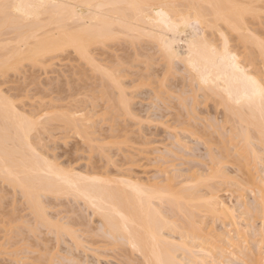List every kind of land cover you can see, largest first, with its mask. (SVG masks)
Segmentation results:
<instances>
[{"label": "rangeland", "instance_id": "rangeland-1", "mask_svg": "<svg viewBox=\"0 0 264 264\" xmlns=\"http://www.w3.org/2000/svg\"><path fill=\"white\" fill-rule=\"evenodd\" d=\"M257 4L261 7V12L259 8L254 7L257 8L255 10L258 11V15H255L258 19L254 20L256 18L254 15L252 18L253 11L251 9V14L247 12L249 15L245 16V20L246 23H249L248 26L253 33L255 32L254 35L256 34L264 42V2H257ZM76 7L78 11H82L81 6ZM194 24L191 25L193 28L195 27ZM221 25L223 26V24ZM223 27L221 29L227 33L231 49L238 51L239 55L241 53L240 57L245 55L243 57L246 59L243 57L241 59L248 63V67L253 68L251 70H263L262 57L258 55L259 53L256 55L257 46H252L250 41H245L240 31H230ZM5 28L3 27L6 33L1 30L0 37H10V40H6V42L7 44L10 42L9 47L14 46L16 44L14 38H17L18 31L13 30L18 29ZM207 30L205 32L208 38L210 40L214 38L213 42L220 44L222 39L219 31L217 29ZM120 31L116 29L115 32L118 35H114V38L113 36L108 37L109 40L103 38V41L97 42L95 46L90 44L92 46L90 47L91 50L88 47L90 50L88 53L91 52V55L88 54V59L92 58L95 61L92 59V62L87 61L85 56L80 55L73 47H67L68 49L60 50L58 55L53 58L45 57L43 58L44 61L41 59L40 62H37L38 64L35 63L36 65L32 63V60L26 58L27 60L17 62L18 66L16 67L18 69L14 67L3 75L0 72L2 93L14 98L13 100L10 97L20 111L29 114L34 113L32 115L36 116L38 114V117L59 110L68 114L80 111L87 117L85 127L88 134H77L73 126L67 130H62L58 126L62 123L53 124L52 127H46V129L50 128L48 130L44 128L43 131L39 128L43 132L40 130L33 131L31 138L33 144L39 141L35 144L39 153H44V156L54 159L61 167L63 165V168H74L73 171H82L81 173L85 174L94 172L93 174H99L106 178L110 176V178L113 176V178L121 176L127 178L129 176L128 178L131 177L134 180L137 178V181L141 180L142 183L148 182L147 184H149L151 182L152 184L153 182V185L158 187L165 186L166 172H176L181 175V178H184V181H189L192 176L186 178V175H190L192 171L200 174L199 177H204L210 173L212 167H220L222 177L221 180L217 178L214 182L213 191L217 190L215 193L220 195L219 199L225 205L234 208L236 227L230 225L229 218L212 220V217L208 216L206 219L209 222L206 220L207 225L205 224V227L209 228V223L210 225L213 224L211 226L215 229H213L214 233L216 236L219 234L217 238H213L214 242H212V238L209 240L208 236L205 237V234H202L199 239L195 240L197 242L195 245H197L194 249L197 248L195 249L197 259L189 255V257L186 256V259L182 250H178L179 257L184 258V264H257V261L261 260V263L264 264V211L261 210V204L263 205L261 199L263 198L261 193L259 194L260 188H258L264 185V151L259 152L261 158L258 159L257 163L250 164L249 167L244 166V160L239 159L238 153L234 149L237 140L240 139H236L237 134L235 133H238L241 127L239 124H234L235 119L237 123V118H234L235 116L227 109L225 111L223 105L220 106L219 95L210 90L208 91L209 94L206 91L209 95L207 96L204 93L207 88L204 90L198 85L196 76L194 77L197 80L191 76L194 72L192 71L190 75V72H187L190 69H184L185 65L182 61L176 59L167 62V56L164 57L165 53L163 54L156 36L150 35L152 33L149 36L146 35L149 33L147 30H145L147 33L144 35L138 31H132V33L130 31V34L129 31L123 30V32L121 29ZM169 35L172 36L171 33ZM178 35H182L180 36L182 39L185 33H178ZM4 41H2L3 44L6 43ZM182 43L180 40L177 46L185 45ZM180 47H178L179 50L185 48L184 46L183 48ZM253 51L252 57L255 60L250 58L251 54H248V52ZM89 56L91 57L89 58ZM258 57L259 59H257ZM250 59H253L254 62L251 63ZM169 62L172 63V67L167 66L170 64ZM104 68L107 69L106 72L109 69L108 73L118 80L116 78L115 82L109 80L104 75L105 71H102ZM263 72L260 73L264 74ZM260 73L259 76L263 78L264 82V76ZM117 81L122 83V86L124 85L126 98L131 101V103L129 102V110H126V106L128 108L129 105L127 99V105L123 109H120V104L116 100L118 93L120 96V93L125 96ZM104 82L110 84L108 91ZM117 84L120 92H118ZM111 98H115V100ZM182 98L186 99L183 100ZM116 107H119L120 113ZM47 115L50 116V114ZM79 115L74 116L77 118ZM232 124L235 125V128H239L238 131L233 128L234 125ZM233 131L234 133H232ZM85 136L89 137L88 140ZM38 138L39 140H37ZM257 143L253 146L256 147ZM259 146H257L258 149H260ZM226 150L227 153H225ZM105 153L109 154L106 155ZM262 174L263 177L260 176ZM0 179L2 180H0V264L145 263L141 253L132 250L127 242L123 243L124 241L121 240L123 244L127 243L128 245H123L121 241L112 242L111 236L105 233V229L103 230L105 234H101L103 232L101 229L105 228L101 223L103 218L100 219L101 215L98 216V213H92V207L86 206L87 203L84 204V200L80 197L77 199L71 194L62 193L63 195H60V193H56L57 195H54V193L42 192L43 196L40 199L42 204L44 202L47 219L51 217L50 222L43 221L45 223L43 225L41 220L36 219L39 223L35 221L34 217L36 216L32 215L35 214L32 212L33 208H28V201L25 204L26 198L24 199L20 193L22 192L21 189L18 191L17 186L7 184L8 181L7 183L3 182L1 177ZM202 181L204 180L194 183V185L198 184L195 185V189L199 190L198 194L201 191L202 194L209 192V185L207 184V186L206 182L203 183ZM256 181L259 186L256 185L255 187L258 189L254 190L252 185H255L253 183ZM191 184L193 185V183ZM163 203L161 207L164 213L167 211L168 213H166L171 219L175 217L177 220H182H179L180 222L186 223L183 216L181 217L179 214L175 216L176 213L170 209L166 201V205ZM52 219L69 228L70 232L66 228L68 231L66 234L71 235H65L64 230H59V233L57 229L54 232L53 226L51 227L53 224H49ZM236 228L243 229L239 235L234 234ZM71 229L75 233L71 232ZM165 232L180 241L177 232H174L175 234L169 233V230ZM232 234L235 238L231 236ZM73 235L74 238L78 239L77 242L81 240V245L80 242L78 243L79 246L77 243L75 244L77 239H72ZM198 241H201L200 244ZM209 245L210 247H207ZM208 249L209 251H207ZM77 259L80 260L79 263Z\"/></svg>", "mask_w": 264, "mask_h": 264}, {"label": "bare ground", "instance_id": "bare-ground-1", "mask_svg": "<svg viewBox=\"0 0 264 264\" xmlns=\"http://www.w3.org/2000/svg\"><path fill=\"white\" fill-rule=\"evenodd\" d=\"M257 2L263 3L264 0H0V4H19L25 6L22 7L19 12L10 10L7 14H5L4 9L0 8V36L2 33L1 30L4 31L3 27L5 28L6 26L7 28H17L18 30L15 29L13 31H18L17 35L19 36L18 37L16 33H14L18 39L14 38L16 44L10 47L8 46L10 42H8V44L6 42V40H10V37H3L7 36L3 35L6 33L5 31L2 34L3 38L0 37V72L2 75L3 73L5 74L10 69L18 66L17 62L20 60L29 59L35 64L45 57L53 58L58 55L57 53L60 50L62 51L67 47H73L80 55L85 56L84 58H86L87 61L92 62L94 59L91 58L92 61L88 59V54L91 55V52L88 53V51L91 50L90 47L92 45L95 46L97 42H102L103 38L104 40L112 36L114 38V35L117 34L115 32L116 29H119V31L120 29L122 31H129V34L130 31L131 33L132 31H138L143 35L147 32L149 33L146 35L152 33L150 35L156 36L163 54L165 53L164 57L167 56V62L176 59L182 61L185 65L183 68L187 70L190 69V71L186 70L190 72V75L192 71L194 72L193 74L195 75L192 74L191 76H193L194 79H198H196L199 83L198 85L203 89L207 88V90L204 89V93H206V91L208 93V91L211 90L214 94L219 95L221 98L218 97L220 106L223 105L224 110L227 109L228 112L230 111V113L235 116L231 114L232 117L237 118V123L235 119L234 124H239L241 129L238 131L239 128H235V125L232 124L234 125L233 128L238 131V133H235L237 134L236 139L240 138L237 140L238 142L234 149H236L239 159L241 161L244 160V166L249 167L248 165L257 163L258 159L261 158L259 152L264 151V106L261 104L259 95L255 94L256 89L252 83V79L257 81V83H264L262 80L263 78L259 76V73L264 71V68L263 70L261 69V71L258 66L255 65L259 70H254L257 71L254 73V71L251 70L253 68L250 66L248 67V63L245 62L244 59L246 58L243 57L245 55L241 56L244 58L241 59V53L239 55V53H237L238 51L233 50V48L231 49L228 43L229 38L227 33H225L221 27L224 26L226 27L225 29H229L230 31H240L245 41H250L249 43H252V46H257L256 48L258 49L257 51L255 50L257 52L256 55L258 53V55H261V62L263 63V65H261L264 66V42L261 41L263 39L258 38L256 34L254 35L255 32L253 33L252 29L248 26L249 23H246L245 20V16L249 15L247 12L251 14L253 11L251 16L254 15V17H256L255 14L258 15V11L255 9L259 8L261 12V7L260 5L258 6ZM76 6H81L82 11H78ZM157 12H163L165 16H158ZM248 17L250 18V16ZM254 17L252 16V18ZM167 18H170L172 24H178L180 26L178 31L170 30ZM185 19L189 21L187 26L184 24ZM255 19L258 18L256 17L254 20ZM192 24H194L196 28H193L191 26ZM221 24H223V26ZM47 27H50V29H47ZM190 28H192V30H189ZM207 29H211L212 31L217 29L219 31L222 39L220 44L214 43V38L211 40L208 38L205 32ZM145 30H147V32H145ZM169 33H171L172 36H170ZM178 33H185V36L180 39L182 35H178ZM180 40L181 43L183 41L185 44L183 45L185 48H183V46H177ZM2 41L6 43L3 44ZM88 47L90 50H88ZM178 47L184 50L181 49V51ZM253 53L254 51L248 52V54H251L250 58H253ZM247 56L246 54V57ZM90 57L91 56H89V58ZM253 59H250L251 63L254 62ZM257 59H259V57ZM44 60L45 59H43V61ZM171 64L172 63L167 66L170 67ZM106 70L105 68L102 70L105 71L104 75H106L109 80L115 82L116 77L114 78L108 73L109 69L108 72H106ZM260 74L264 76V74ZM104 75H102L103 78ZM194 76H196V78ZM116 79L118 80V78ZM118 83L120 84V82ZM121 84L119 85L121 87L120 90L125 93V96L122 93H120V96L118 93L119 96L117 95L116 100L120 104V109H123V107L127 105V102L129 104L131 101L126 98L127 94L126 91H124V85L122 86ZM104 85L108 91V89H110V84L104 82ZM119 86L117 84V88ZM120 90L118 92H120ZM162 91L164 90L162 89ZM207 93L206 95L209 96L208 94L210 92ZM157 94L159 95L158 92ZM10 97L11 96L4 95L0 89V177L3 178V182L7 183L8 181L7 184L17 186L19 188L18 191L21 189L22 192L20 193L23 195L24 199L26 198L25 204L28 202L30 203H28V208H33L32 212L35 214L32 215L37 217H34L35 221L36 219L38 221L41 220V224L44 225L45 223H43V221L50 222L49 219L51 218L47 219V213L43 205L44 202L42 204L40 199L42 198L41 196H43L42 192H47V194L54 193V195L56 193H60V195H63L62 193L71 194L77 199L80 197L84 200V204L87 203L85 204L86 206L92 207V213H98V216L101 215L100 219L103 218L101 219L103 221L101 223H103V227L105 228L101 229V231L105 229V233L111 236L112 242H119L121 240L124 241L123 243L127 242L132 250L141 253L143 260H145L144 264H184V258L179 257L178 250L183 251V255L186 259L189 256L195 257V249H197H194L197 245H195V240L199 239L202 234H205V237L208 236L207 238H209V240H211V238L216 239L219 235L217 234L216 236V233H214L215 229L211 226L213 224L210 225L209 223L208 226L210 227H205V224L207 225V222H209V220L206 219L208 216L210 218L212 217V220L216 218H229L230 225L236 227L234 215L236 212L234 213V208L225 205L223 201L219 199L220 195L218 196L215 193L217 190L213 191L214 182L217 178L220 179L222 177V170L220 167H212L210 173L204 177H199L198 175L200 174H196L195 171H192V173L195 174L192 175L191 173L190 175H186V178L192 176L190 177L191 179L189 178V181H184V178H181V175L176 172H174L175 174L172 171L166 172L164 187L155 186L153 182L152 184L150 182V185L147 184L148 182L142 183L141 180H139L140 182L137 181V178L135 180L131 177L128 178L129 176L125 178L126 176L119 177L118 175L119 178H113L114 176L112 178H110L111 176L106 178L99 174L95 175L93 174L94 172L91 174L81 173L82 171L75 172L73 171L74 168L69 169L65 167V165V168H63V165L61 167L54 159L44 156V153H39L37 147H35V144L39 141L33 144L31 139L32 132H36V130L39 131L40 129L43 130L44 128L46 129V127L49 126L52 127L53 124L58 125L62 123L58 125L62 130H67L70 126H73L77 134L87 133L85 127L86 115L82 114L80 111L68 114L67 112L59 110L60 112L53 111V113L49 111L50 113H46V115L50 114V116H43L42 114L43 117L40 115L38 117V114L36 116L32 115L34 113L29 114L20 111L13 101L14 98L11 97L12 100ZM111 99L115 100V98ZM182 99L185 100L186 98ZM117 101H115V103H117ZM129 107L130 104L128 108L126 106V110H129ZM116 109L118 110L119 107H116ZM77 114L80 115L76 118L74 115L77 116ZM48 129L50 128L46 130ZM232 133H234V131ZM232 136L233 139H235L234 135ZM85 138H87V136H85ZM219 138L221 139V136ZM37 140H39V138ZM256 142L258 143L255 147L253 145H255ZM257 146H259L260 149H258ZM225 153H227V150ZM234 157L237 156L234 155ZM110 158L112 157L110 156ZM251 174L253 173L251 172ZM260 176L263 177V174ZM179 177L180 179H178ZM201 180H204L206 185H209H207L209 188L208 193L202 194L201 191V193L198 194L199 190L195 189V185L198 184L194 185V183L197 181L200 182ZM260 180L262 181V179ZM204 181L202 182L204 183ZM191 183H193V185ZM246 184L248 185L249 183ZM253 184H255L252 185L255 188H253L254 190L260 188V192H258L259 194L261 193L260 195L263 198L261 199L263 200L261 202L263 203V205L261 204V210L264 211V185L261 186L259 183L261 187L256 188V185L259 186L257 181ZM200 189L202 188L200 187ZM26 201L28 202L26 203ZM165 201L176 214L173 211L172 213H174L175 216H177V214L181 217L183 216L186 223L180 222L182 221L180 219V221L177 220L174 214H172L174 219H171L167 211V213L165 212L166 214L163 212L161 205L163 202V204H165ZM52 221L55 220L52 219ZM52 221L49 224H53L51 227L53 226L54 232L57 229L59 233V230H64L65 232L63 233L68 235L66 233H68V231L70 232L69 228L58 224V221L53 223ZM37 225L36 227H38ZM166 230H169V233L177 232L176 234H178L177 237L180 241L174 236L166 234ZM235 230L234 234L236 233L239 235V232L243 229L236 228ZM71 232H73L72 229ZM103 233L104 231L101 234ZM231 236H233V234ZM74 237L73 235L71 238L73 239ZM214 239L211 241L214 242ZM77 241L78 239L76 242L74 241L75 244L77 243V246H79V242L80 245L82 244L81 240H79V242ZM200 242L198 244H200ZM127 243L123 245H128ZM207 247H210V245ZM207 251H209V249ZM191 259L194 260L197 258ZM78 261L80 260L77 259V262ZM261 261H257V264H263Z\"/></svg>", "mask_w": 264, "mask_h": 264}, {"label": "snow or ice", "instance_id": "snow-or-ice-1", "mask_svg": "<svg viewBox=\"0 0 264 264\" xmlns=\"http://www.w3.org/2000/svg\"><path fill=\"white\" fill-rule=\"evenodd\" d=\"M22 7H25V6L19 5V4H0V8L4 9L5 14H7L8 11H10V10L19 12ZM28 7H32V6H28ZM157 15L164 17L165 13L157 12ZM167 19L169 21L170 30H177L178 31L180 26L178 24H172L170 18H167ZM188 23H189V21L187 19H185L184 20L185 26H187ZM177 55H178V53H177ZM252 83H253V85L255 86V89H256L255 94L259 95L260 100H261V104H262V106H264V83H257V81H255L254 79H252Z\"/></svg>", "mask_w": 264, "mask_h": 264}]
</instances>
